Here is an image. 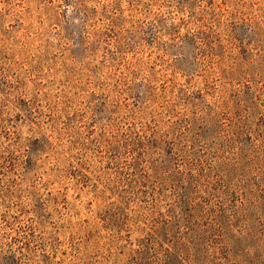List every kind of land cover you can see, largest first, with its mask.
Returning a JSON list of instances; mask_svg holds the SVG:
<instances>
[{"label": "rangeland", "instance_id": "obj_1", "mask_svg": "<svg viewBox=\"0 0 264 264\" xmlns=\"http://www.w3.org/2000/svg\"><path fill=\"white\" fill-rule=\"evenodd\" d=\"M0 264H264V0H0Z\"/></svg>", "mask_w": 264, "mask_h": 264}, {"label": "trees", "instance_id": "obj_2", "mask_svg": "<svg viewBox=\"0 0 264 264\" xmlns=\"http://www.w3.org/2000/svg\"><path fill=\"white\" fill-rule=\"evenodd\" d=\"M187 128H189V127H187Z\"/></svg>", "mask_w": 264, "mask_h": 264}]
</instances>
